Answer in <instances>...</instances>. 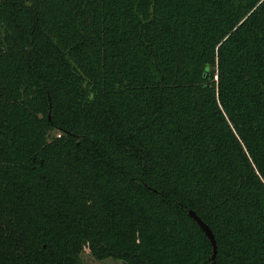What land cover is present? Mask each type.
<instances>
[{"label":"trees","instance_id":"obj_1","mask_svg":"<svg viewBox=\"0 0 264 264\" xmlns=\"http://www.w3.org/2000/svg\"><path fill=\"white\" fill-rule=\"evenodd\" d=\"M264 264V0H0V264Z\"/></svg>","mask_w":264,"mask_h":264},{"label":"water","instance_id":"obj_2","mask_svg":"<svg viewBox=\"0 0 264 264\" xmlns=\"http://www.w3.org/2000/svg\"><path fill=\"white\" fill-rule=\"evenodd\" d=\"M187 212L189 216H191L197 222V224L201 227V229L205 232V234L209 238L213 248V252L211 256L212 262L213 264H218L217 262L218 244L214 232L212 231L210 226L197 214L195 210L188 208Z\"/></svg>","mask_w":264,"mask_h":264},{"label":"rangeland","instance_id":"obj_3","mask_svg":"<svg viewBox=\"0 0 264 264\" xmlns=\"http://www.w3.org/2000/svg\"><path fill=\"white\" fill-rule=\"evenodd\" d=\"M84 264H112L114 261L112 259L106 260H97L90 252L89 249H86L84 255Z\"/></svg>","mask_w":264,"mask_h":264}]
</instances>
